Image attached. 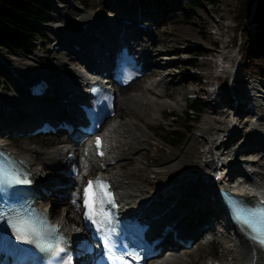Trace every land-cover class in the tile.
I'll use <instances>...</instances> for the list:
<instances>
[{
	"label": "bare ground",
	"instance_id": "obj_1",
	"mask_svg": "<svg viewBox=\"0 0 264 264\" xmlns=\"http://www.w3.org/2000/svg\"><path fill=\"white\" fill-rule=\"evenodd\" d=\"M129 2L131 3V1ZM137 11L138 16L135 17L130 10L126 11L118 8L116 10L117 14L113 18L107 16L108 19L113 21L110 23L106 17L101 16L99 11L91 13L77 12L76 9L68 7L67 11L60 10V15L65 18L71 13V15H75L78 18H68L65 23L70 20L79 22L83 26H87L86 32L76 33L65 26L49 29V32L57 35V37L61 35L60 38L53 41L60 46L59 50L67 51V54L64 53L65 55H74L75 59L80 61L82 65V68H75L71 67L64 59L57 62L61 64L60 66H63V69L50 82L51 89L48 91V95L50 94L49 98L52 99V105H60L57 100L60 99L59 94H52L55 81H64L63 87H61L63 90L64 87L65 89L67 87L64 96L70 92H75L81 96L83 94V98L87 97L85 95L87 91L83 90L87 85L89 90L94 77L90 74L93 71H90L81 61L83 54L84 58L86 55V58L90 60V64H93L92 70L99 72L101 59L108 50L106 48L101 54L103 48L106 46L112 48L115 43L127 40L133 44L134 48L146 61V69H149V71H147L145 76H152V68L156 67L158 74L145 83L143 91L134 90L129 94L122 95V92H126L138 81L132 82L126 88L118 89V112L119 115L124 113L125 117L118 120L119 115H117L111 119L97 134L98 138L92 136H87L83 140L81 136L69 138V136H65L61 132L39 135L37 137L45 139L43 141L45 149L41 146H30L25 153H18L14 150V147H11V140L17 139L15 136L12 137V135L25 132L26 125L32 122L28 113L33 112L35 114L37 111L35 108L38 105L28 99L26 89L24 92L20 87L15 86L24 101L18 107L15 105L19 112L17 116L13 114L12 105L9 104L2 107L1 118L6 120V124L0 126V147L13 154L32 175L37 189H40L38 192L41 191L36 202L40 209L51 213L49 204L45 202V199L49 196L46 195L45 189L55 187V191L60 193L58 196L63 197L65 193L70 196V202L60 209L58 216L55 215L57 216L55 220L62 231L72 239L85 232L81 224L79 201L78 204L73 203L72 199L76 198L82 191V186L87 177L101 174L106 176L112 183L119 202V209L123 213L136 214L138 217L150 221L155 226L160 222H177V226L180 223L184 224H182L183 229L189 225L193 226L194 229H202L200 228L201 226L208 224L209 227L201 235H199V232L195 234V245L183 247L175 243H165L163 245L164 251H162L161 255L149 264H196L197 254L203 253L201 249H204L205 252V249L212 244L210 234L214 237L213 240L219 236L224 240V243L227 242L225 247L227 253L233 255L236 264H264V251L255 246L239 227L233 225L230 220L224 222L226 210L219 194L220 189H226L249 201L264 200V96L255 84L243 87L238 85V81L246 82L240 64L230 66L232 89L229 94L225 95L221 87H214L208 91L213 98L219 97L220 99V103L217 102L212 105L213 113L219 114V121L229 124L221 128L211 122L208 116H205L198 126L194 135H198L206 141L204 152L209 157L203 168L192 171L190 180L192 184L189 194L180 196L172 192L177 197L184 198L183 201L186 202L184 206H178V202L166 199V195L169 192L166 187L147 190L144 195H141L137 188V182L132 176L121 172L120 165L132 159H136L138 165L143 164L139 159L144 155L146 151L145 145L149 141L148 127L143 119H146L147 123H159V118L165 106H182V104L178 103L181 100L179 96L180 89H182L181 96L183 97L187 93L193 94L195 91L193 87L186 86L188 82L185 73L180 71L165 72L168 67L175 66L178 62H183L185 58L164 57L159 60L153 59L152 61L151 57L157 51L156 42L160 39L156 40L160 34L156 27L160 21H163V18L157 17V20H152L141 15L143 12ZM177 16V13H173L170 18L176 20ZM88 18H91L92 22L84 25V19ZM122 19L132 22L133 25L119 28L118 21ZM140 22L145 24L146 29L138 30L135 27ZM94 31L101 33L104 39ZM141 34L149 35V39H142L139 37ZM72 42L80 45L82 52L74 50ZM162 51L159 50V53H162ZM38 58L41 60L39 55ZM36 63L41 64L39 61H36ZM44 68L46 67L39 66L40 70ZM39 76L43 77V74H39ZM169 85L174 87L173 92L176 94V97L170 101L165 100L168 95ZM61 88L57 87L58 91L62 90ZM42 100L38 99L35 102H41ZM252 100L253 106L251 107L249 103ZM230 102L235 103L237 109L235 106H231ZM220 104L229 106L234 112L231 113L229 108L218 111ZM245 104L246 107H243ZM66 106L71 107L72 110L76 108L73 101L65 104V106L63 105V108ZM248 112H253L255 119L253 121L248 119L247 126H250V128L246 131L241 125L244 124V119ZM245 136L248 138L252 136L257 142L248 143L238 148L236 144ZM22 137L33 138V136ZM98 139L104 151L103 155L96 153L94 141ZM61 144H63L62 147H60ZM233 146L236 147L233 148ZM71 153L75 154L80 166L78 175H71L66 182L67 186L58 189L55 183H57L58 174H61V172L57 167L63 160L70 161L69 155ZM187 163L189 164V159H187L185 148H183L182 152L176 157L170 161L160 163L156 169H177ZM116 167L119 168V171H116ZM63 174L64 176L69 175L68 172H63ZM239 178H242L244 182L236 180ZM52 190L54 191V189ZM190 204L192 207L189 206ZM66 211L68 212L67 214ZM216 225H218V228H216ZM183 229H181L182 235H186V231ZM164 252H167V254L164 255ZM204 263L213 264V260L208 258ZM85 264L92 263L90 260H86Z\"/></svg>",
	"mask_w": 264,
	"mask_h": 264
},
{
	"label": "rangeland",
	"instance_id": "obj_2",
	"mask_svg": "<svg viewBox=\"0 0 264 264\" xmlns=\"http://www.w3.org/2000/svg\"><path fill=\"white\" fill-rule=\"evenodd\" d=\"M129 1H131V3ZM192 1L193 0H159L158 2L154 0H48V8L44 12L46 21L38 26L42 36L38 37L33 43L34 49L32 52L26 54V52L15 48L0 47V126L6 124V120L1 118L2 107L9 104L12 105L13 114L17 116L19 112L15 105L18 107L24 101L16 87H20L21 90L25 92L26 83L32 78L38 77L39 74H43V77L46 76L51 80L55 79L58 72L63 69V66H60L61 64L57 62L63 59L67 61L71 67L82 68L80 61L76 60L74 55H65L64 53L67 54V51L55 50L53 47L56 44V42L53 41L60 38L61 35L57 37V35L51 34L49 29H56L57 26H65L67 28L68 25L65 21L68 20V18L77 17L71 15L72 12L70 11L71 13L69 12L70 14L63 18L60 15V10L67 11V8L71 7L76 9L77 12L84 11L85 13H91L99 11L102 17L108 19L107 16L113 18L117 14L116 10L121 8L126 11L130 10L135 17L138 16L137 10L143 12L141 15H144V17L151 18L152 20H157V17H162L163 21H160L156 27L160 31L159 36L156 38V40L160 38L155 46L157 51L154 52L151 59L153 61V59L159 60L164 57L185 58L183 62H178L175 66L168 67V70L165 72L180 71L185 73L188 82L186 86L193 87L195 91L193 94L187 93L186 96L183 97L181 96L182 89H180L179 96L181 100H179L178 103L182 104V106H165L159 118V123H147L146 119H143L149 132V141L148 144L146 143L145 145L146 151L139 159L143 164L138 165V161L132 159L121 164L120 169L121 172L130 174L137 182V188L141 195H144V192L147 190L150 191L166 187V189L169 190L166 199L172 202H178V206H184L186 203L183 201L184 198H179L172 192L180 196L189 194L192 184L190 182L192 171L203 168L209 157V155L204 152L206 141L201 139L200 136L194 135L198 126L205 116H208L211 122H214L215 125L221 128L229 124L219 121V114L213 113L212 105H215L217 102L220 103V99L219 97L213 98L208 92L209 89L221 87L225 95L229 94L232 89V78L230 77L231 73L229 71L231 68L230 66L240 64L246 82L238 81V85L243 87L255 84L264 96L263 82L256 76L245 72L244 68H242L244 60L248 59L243 56L241 50L242 38L240 35L243 31L245 33H253L255 31V22L252 18L248 17L245 20L241 26L238 39L235 42L234 7L238 5L237 0H216L215 3L200 1L197 6L190 7L189 4ZM173 13L178 14L176 20L170 18ZM108 20L110 23L113 22L112 19ZM84 22V25L90 24L92 19H84ZM143 22L146 23L145 21ZM94 32L96 34L99 33L98 31ZM139 37L146 40L149 39V35L147 34H141ZM199 48L207 50V52L198 56L195 53ZM159 50H163L162 53H159ZM38 55L41 57V60H39ZM36 61H39L41 64H37ZM192 62L195 63V68L191 66ZM39 66H45L46 68L40 70ZM147 71H149V69ZM152 72V76L141 78L140 81L138 80V82L132 85L126 92H122V95L129 94L134 90L143 91L145 83L158 74L155 66L152 68ZM53 84L54 88L52 94H62L67 89V87L66 89L64 87V90L61 88L63 87L64 81H55ZM57 87L61 88L63 92L58 91ZM173 90L174 87L169 85L168 95L165 100L170 101L176 97ZM118 94L119 93H117V102L119 105ZM195 99H202L205 104L200 121L195 126L194 130L189 133L180 144L173 147L170 146L168 142V133L172 130H176L177 127L182 129L181 126L184 124L183 121H185L186 117L185 113L188 110L187 105ZM34 103L37 105L41 103L46 104L45 101H36ZM230 104L237 109L235 103L230 102ZM118 105L116 116L119 115ZM243 107H246V104ZM228 108L229 106L220 104V107L218 106V111ZM229 111L231 113L234 112V110L230 108ZM125 116L124 113L120 114L118 120ZM175 117H182V120L179 118H176L178 120H174ZM248 119L253 121L255 119V114L253 112H248V115L245 117L244 124L241 126L244 127L246 131L250 128V126H247ZM44 140V138L37 136L33 138L20 137L11 140V147H14V150L18 153H25L30 146H41L45 149V145H43ZM255 140L256 139L252 136L249 138L245 136L236 146L240 148L245 146V144L257 142V140ZM62 145L63 144H61L60 147H62ZM236 146H233V148ZM183 148H185L189 164L187 163L183 167L177 169H156L160 163L170 161L176 157L182 152ZM57 168L61 172V174H58L59 176L57 179L61 182H67L70 176H64L63 172H70V164L63 160ZM240 168L242 167L240 166ZM116 171H119L118 167H116ZM57 192L58 191L55 190L50 191L51 194L45 199V202L48 203L51 208V216L53 219H56L60 209L63 208L66 203L70 202V196L67 193H65V196L60 197L58 196L60 193ZM59 201L62 203H57ZM189 206L192 207L191 204ZM67 213L66 211V214ZM226 244L227 242L224 243V240L218 236V238L205 249V252L204 249H201L203 253L197 254L196 264H205L204 262L208 258L213 260V264H236L233 255L227 253L225 248ZM166 254L167 252H164V255Z\"/></svg>",
	"mask_w": 264,
	"mask_h": 264
},
{
	"label": "trees",
	"instance_id": "obj_3",
	"mask_svg": "<svg viewBox=\"0 0 264 264\" xmlns=\"http://www.w3.org/2000/svg\"><path fill=\"white\" fill-rule=\"evenodd\" d=\"M158 2L159 0H154ZM200 1L215 3L216 0H193L189 6L195 7ZM234 12V30L236 42L241 26L248 17L256 23L253 33L241 32L243 68L245 72L256 76L264 84V0H237ZM48 0H0V47H11L20 51L32 52L33 43L42 34L38 28L45 23L44 12L47 10ZM189 7V8H190ZM29 49V50H27ZM204 49H197L196 55H203ZM196 67L195 63H191ZM204 101L195 99L187 105L184 124L168 133L170 146H177L191 133L201 119L204 111ZM182 120V117H175ZM178 120V119H176Z\"/></svg>",
	"mask_w": 264,
	"mask_h": 264
},
{
	"label": "snow or ice",
	"instance_id": "obj_4",
	"mask_svg": "<svg viewBox=\"0 0 264 264\" xmlns=\"http://www.w3.org/2000/svg\"><path fill=\"white\" fill-rule=\"evenodd\" d=\"M100 143L98 139V148L100 147ZM23 182L29 183L27 180ZM105 201L111 203V194L108 192L106 184L102 181H89L88 187L85 189V207L88 209V218L91 219L96 216L98 206L102 205ZM234 219L238 224L249 230L251 239L255 243L264 247V209H254L241 205L235 210ZM15 227L18 233V239L26 240L29 235L36 232L35 228L26 221L18 222ZM59 251L64 252V249L61 248ZM117 261L118 264H127V261L120 257L117 258Z\"/></svg>",
	"mask_w": 264,
	"mask_h": 264
},
{
	"label": "water",
	"instance_id": "obj_5",
	"mask_svg": "<svg viewBox=\"0 0 264 264\" xmlns=\"http://www.w3.org/2000/svg\"><path fill=\"white\" fill-rule=\"evenodd\" d=\"M123 24H127V22L123 21ZM67 25L77 33H81L83 31V25L76 21L70 20L67 22ZM141 27H143V25H141Z\"/></svg>",
	"mask_w": 264,
	"mask_h": 264
},
{
	"label": "built area",
	"instance_id": "obj_6",
	"mask_svg": "<svg viewBox=\"0 0 264 264\" xmlns=\"http://www.w3.org/2000/svg\"><path fill=\"white\" fill-rule=\"evenodd\" d=\"M254 26L256 27V23L254 24Z\"/></svg>",
	"mask_w": 264,
	"mask_h": 264
}]
</instances>
